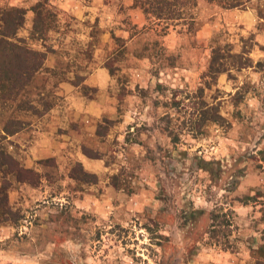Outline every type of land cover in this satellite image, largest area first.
<instances>
[{
  "label": "rangeland",
  "instance_id": "1",
  "mask_svg": "<svg viewBox=\"0 0 264 264\" xmlns=\"http://www.w3.org/2000/svg\"><path fill=\"white\" fill-rule=\"evenodd\" d=\"M38 1L55 23L32 41ZM198 4L194 33L162 35L132 0H0L25 9L16 37L45 52L0 104V264H253L259 205L237 199L264 196V0ZM211 39L250 66L211 81ZM211 106L218 124L199 120ZM215 207L233 212L228 249L196 242Z\"/></svg>",
  "mask_w": 264,
  "mask_h": 264
},
{
  "label": "trees",
  "instance_id": "2",
  "mask_svg": "<svg viewBox=\"0 0 264 264\" xmlns=\"http://www.w3.org/2000/svg\"><path fill=\"white\" fill-rule=\"evenodd\" d=\"M198 0H132V5L137 7L143 14L146 21L159 26L162 35L173 29L176 33L192 34L196 31V22L194 10ZM207 4H214L223 10H244L249 0H203ZM33 13L29 39L34 41H43L47 33L52 30L55 23V12L46 5L45 1H38L31 7ZM257 17L264 19V9H258ZM25 9L18 7H0V104L5 101H13L27 87L33 76L42 68L45 52L30 48L24 39L16 37L17 31L24 22ZM248 51L238 53L231 52L229 44L216 43L214 39L209 43V57L207 66L208 78L213 81L222 73L229 75L230 70H239L250 66L249 58L244 55ZM208 85V84H206ZM201 92V90H199ZM20 107V106H18ZM30 108V107H29ZM28 108V109H29ZM32 109V108H30ZM199 120L209 121L218 124L221 117L218 115L215 107H208L200 113ZM16 127L5 125L2 132L11 135L18 131L20 121L12 122ZM8 127V128H7ZM264 159V150L258 152ZM1 155V154H0ZM4 159L0 156V165ZM19 169L11 170L12 175L16 176ZM88 174L83 173V177ZM110 183L117 187L116 176L109 178ZM4 188L0 189V208L4 215L10 214V211L3 207L6 201L4 197ZM258 199H262L259 201ZM237 201L242 205L258 204L259 218L257 222L262 226L260 231L261 243L251 250L250 255L253 264H264V196L260 192H254L252 195H244ZM203 214V210H189L184 213L187 220H192L190 224H183L187 229H192L194 222ZM233 212L223 210L222 207H215L208 211L207 226L204 233L197 238V245H214L223 249L230 246L229 238L233 232L232 224ZM189 223V222H188Z\"/></svg>",
  "mask_w": 264,
  "mask_h": 264
},
{
  "label": "crops",
  "instance_id": "3",
  "mask_svg": "<svg viewBox=\"0 0 264 264\" xmlns=\"http://www.w3.org/2000/svg\"><path fill=\"white\" fill-rule=\"evenodd\" d=\"M199 2H201L202 4L205 3L203 0H198V1H197L196 8L198 7V5H199L198 3H199ZM206 4H207V3H206ZM44 151H45V150H43V149H37V150H36L37 157H38V158L44 157V156H45V155L43 154ZM46 151H47V150H46Z\"/></svg>",
  "mask_w": 264,
  "mask_h": 264
}]
</instances>
